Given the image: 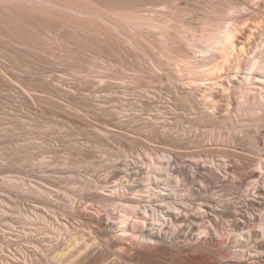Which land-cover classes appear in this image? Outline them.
<instances>
[{
	"label": "bare ground",
	"instance_id": "1",
	"mask_svg": "<svg viewBox=\"0 0 264 264\" xmlns=\"http://www.w3.org/2000/svg\"><path fill=\"white\" fill-rule=\"evenodd\" d=\"M244 1L218 0L207 4L204 13L198 15L201 25L194 28L185 20L189 10L179 8L174 0H156L158 4L154 6L161 7L147 15L140 12L138 5L115 0H0L1 6L24 9L25 12L47 18L54 17L73 28L104 35L111 40L117 39L120 45L135 53L140 62L146 63V67L142 68H146L153 79L166 84L167 91L174 97L173 107L180 103L199 114L193 123L196 130L204 124L209 125L207 130L193 139L166 132L160 136L156 133H151V136L143 134L144 140L140 139L143 135L139 133L144 131L147 123L137 126L127 124L128 127L124 123L126 128H122L100 121L98 134L114 135L129 142L130 147L141 145L140 152L148 156V160L141 158V161L117 162L108 179L109 182H118L108 186L110 191L104 192L106 186L91 188L95 189L97 195L89 202L98 203V209H94L91 203L80 210L82 198L75 210L72 209L76 200L74 204H65L64 207L71 210L70 217L75 225L58 222V218L46 208L34 205L42 208L46 216L54 218L60 226H52V232L45 225L48 220H40L43 224L41 232L48 238L49 245L60 240L64 233L80 230V226L86 228L82 233H75L76 236L69 242L68 255H63L69 264L85 258L95 247V239L107 248L117 250L113 264H232L234 262L228 258L231 236L235 239L236 248L253 244V248L246 252L252 256L250 264H264V213H256L263 205L259 196L264 193V49L259 50L256 43L260 38L264 45V15L255 19L258 11L254 12V16L242 13L249 9ZM263 1L256 0L255 5L259 8ZM227 13L230 21L223 23L222 18ZM231 13L235 15L229 16ZM250 16L255 19L253 28H257V31L255 29L254 33H251V29L250 32L246 31L248 25L244 20L247 21ZM105 77L99 78L100 83L112 78ZM112 79H118V76ZM107 82L104 85L108 86ZM50 101L61 108L57 100ZM110 102L116 103L117 99ZM249 122L253 126H248ZM130 133L138 134L139 138L130 136ZM211 136L221 141L231 140L240 145L245 154L253 156V159L248 158L253 161L255 169L246 168L250 171L240 179L242 184L252 186L253 191L252 198L246 200L247 206L244 208L234 207L232 203L216 204L210 198V195L223 198L230 193L231 187L213 184L224 179V170L230 172L227 158L240 159L243 155L238 150H192L194 146L203 145ZM158 137H163L166 142H161L164 145L162 152L154 158L142 145L146 144L143 141L153 142ZM213 153L218 158L212 156ZM202 157L204 160H190ZM173 159L184 160L187 171L173 169ZM215 164L219 173L214 170ZM139 176H143L145 182L142 186L123 185L121 182V179L126 178L130 182ZM171 177L183 183L170 186ZM99 190L102 192H97ZM38 192L42 190L38 188ZM157 203H163L164 207ZM102 207H111L112 211H106L107 215L101 218L84 214V211H93L99 216ZM191 207L196 211L190 213ZM1 212L8 214L4 209ZM24 216V220L37 226L35 222L39 218L36 212L34 218ZM144 227L153 229L145 231ZM113 232L117 233L116 239L109 241L107 235ZM176 237H180L183 244L174 243ZM137 239L153 243L135 244L133 241ZM32 247L40 250L34 244ZM242 256L244 254H240Z\"/></svg>",
	"mask_w": 264,
	"mask_h": 264
},
{
	"label": "rangeland",
	"instance_id": "2",
	"mask_svg": "<svg viewBox=\"0 0 264 264\" xmlns=\"http://www.w3.org/2000/svg\"><path fill=\"white\" fill-rule=\"evenodd\" d=\"M115 1L138 5L144 15L161 7L154 6L158 4L156 0ZM215 1L218 2L174 0L179 8L191 12L186 13L185 20L194 28L201 25L198 15L204 13L208 5ZM245 2L249 9L242 13L254 16V12L258 11L255 19L264 15V1L259 8L255 5L256 0ZM7 6L0 5V264H69L66 261L69 242L75 233H82L86 228L80 226V230L64 233L60 240L49 245L48 238L41 232L42 222L44 218L50 222V226L48 222L45 224L48 230L52 226L56 228L58 224L54 218L46 216L42 208L54 214L58 222L75 225L70 217L71 210L65 208V204H74L76 200L72 209L75 210L82 198L83 205L79 207L80 210L91 203L94 209H98V203L91 202L92 200L89 202L97 195L95 189L91 188L106 186L104 192L110 191L108 186H114V182H118H109L108 179L117 162L141 158L148 160V156L140 152L141 145L130 147L129 142L114 135L98 134L97 126L100 121L114 123L122 128L127 124L137 126L147 123L148 126L139 134L149 136L156 133L160 136L161 133L171 132L173 135H184L188 139L197 138L209 125L204 124L196 130L193 123L199 114L180 103H177L176 108L173 107L174 97L167 91L166 84H160L153 79L148 70L142 68L146 63L140 62L139 57L120 45L117 39L115 41V38L111 40L104 35L73 28L54 17L47 18ZM252 8L256 10L253 11ZM232 15L235 14L231 13L229 16ZM226 16L222 18L223 23L230 21L228 13ZM251 16L247 19H250L249 24L244 20L248 26L244 23L242 26L247 28L246 31L254 33L257 28H253L255 19ZM256 43L259 44V50L264 49L260 38ZM185 48L190 50L187 45ZM107 76H118V79H106L109 85L105 86L106 80L100 83L99 78ZM91 92L93 93L90 94ZM50 99L61 103L63 109L53 105ZM111 99H117V102L111 103ZM247 125L253 126V123L249 122ZM129 135L139 138L138 134ZM144 135L140 139H144ZM211 137L203 145L194 146L195 149L192 150H238L243 155L240 159L227 158L230 172L224 170V179L213 184L231 187L230 193L223 198L216 195H210V198L216 204L232 203L234 207L244 208L247 206L246 200L252 198L253 191L252 186L242 184L240 179L254 168L251 160L253 156L245 154L243 148L231 140L221 141ZM143 142L147 145H142V148H146L148 155H154L156 158L164 146L161 142L166 141L163 137H158L153 139V142ZM216 155L213 153L212 156L218 158ZM190 160H204V157ZM171 162L173 169L187 171L184 160L173 159ZM214 170L220 172L216 170V164ZM121 182L123 185L145 184L143 176L132 178L130 182H127L126 178L121 179ZM181 183L183 182L171 177L170 186H180ZM38 188L44 194L38 192ZM262 195L264 193L259 198L263 205L257 208V214L264 213ZM35 204L42 208H36ZM157 204L164 207L163 203ZM3 209L10 216L1 212ZM108 210L112 211V208L102 207L99 216L93 211H84V214L101 218L107 215ZM194 211L196 209L191 207L190 213ZM34 212L39 218L35 222L37 226L27 219L24 220V214L34 218ZM148 229L153 228L144 227L145 231ZM116 234L108 233L107 239H116ZM234 240L231 236L228 245L229 260L234 262L232 264H250L252 256L246 252L253 248V244L236 248ZM97 241L95 239L96 245L88 255L74 264H113L117 250L107 248L105 244ZM133 242L153 243L141 242L138 239ZM174 243L183 244V240L176 237ZM32 244L40 250H34ZM240 254L244 256L241 258Z\"/></svg>",
	"mask_w": 264,
	"mask_h": 264
}]
</instances>
